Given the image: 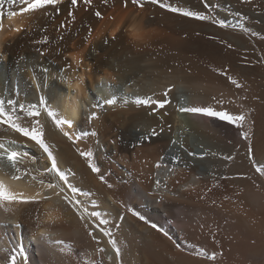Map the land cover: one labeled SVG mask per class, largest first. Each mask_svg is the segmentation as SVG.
Masks as SVG:
<instances>
[{
    "label": "bare ground",
    "instance_id": "obj_1",
    "mask_svg": "<svg viewBox=\"0 0 264 264\" xmlns=\"http://www.w3.org/2000/svg\"><path fill=\"white\" fill-rule=\"evenodd\" d=\"M162 2L204 12L229 25L239 21L248 31L185 17L158 4L139 8L129 3L124 7L122 0H108L107 4L92 0L91 5L78 0L75 6L71 0H62L59 12L48 6V14L38 10L11 20L7 11H18L19 6L4 5L0 100L6 108L12 100L17 107L35 105L40 110L35 119L41 121L59 167L74 186L88 194L80 199L96 202L89 204V210L99 211L109 220L107 227L121 252L116 257L108 238L98 232L93 234L99 244L93 240L84 227L87 221L82 222L61 196L46 189L42 194L51 196L50 200L13 204L10 213L0 209V221L9 222L7 227L0 225V248L19 245L28 264H84L87 259L103 260V264H264V193L244 174L251 171L264 185V176L255 171L253 163L264 166V82L258 83L256 66L244 59L264 61V0H207L208 9L203 0ZM96 11L103 19L95 16ZM45 36L46 43H37ZM166 89L169 94L164 97ZM97 95L122 99L115 106L94 109ZM137 96L168 99L169 103L152 113L150 107L133 103ZM41 99L58 115L71 119L76 133L88 132V138L73 144L64 137L46 116ZM123 99L128 100L126 105ZM221 99L224 103L217 104ZM207 106L244 114L245 121L238 127L177 110ZM93 111L97 116L89 121ZM152 129L158 135L141 139ZM0 139H15L19 150L41 155L34 142L6 125H0ZM173 140H182L184 149L173 145ZM77 147L92 151L98 173L91 171ZM204 152L209 155L201 159ZM176 155L181 161L173 165ZM229 155L232 160L223 159ZM158 162L162 167H156ZM47 163L43 156L35 164L26 160L21 167L36 175ZM11 172L5 165L0 179L14 190L29 195L40 190L28 175L11 180ZM157 179L167 187L157 189ZM161 195L164 199L157 203ZM122 204L164 227L171 239ZM17 223L19 228L12 227ZM42 232L52 240L71 243L74 254H63L59 245L44 243ZM98 247L105 253H97ZM201 248L209 254L216 252V259L199 255ZM2 256L0 252V264Z\"/></svg>",
    "mask_w": 264,
    "mask_h": 264
},
{
    "label": "snow or ice",
    "instance_id": "obj_2",
    "mask_svg": "<svg viewBox=\"0 0 264 264\" xmlns=\"http://www.w3.org/2000/svg\"><path fill=\"white\" fill-rule=\"evenodd\" d=\"M78 0H71V6L77 5ZM105 4L108 3V0H103ZM243 2L247 3L249 0H243ZM62 3V0H0V30L3 29L4 25L2 20L5 16V9L4 5L7 4L9 6L18 5L19 10L13 11L8 10L6 15L11 20L13 17H17L19 15L27 14V13H35L38 10H43L45 14L47 13V7L52 6L54 11L59 12L60 8L59 5ZM85 5H91L92 0H83ZM124 7H127L130 3L133 6L143 8L145 4H152V5H159L161 8H166L173 13H180L185 17H192L201 21H211L213 24H217L221 27H238L243 31H248L243 23L239 21L234 25H229L226 20L224 19H216L212 15L205 14L204 12L187 10L181 7L172 6L171 4L164 3L162 0H122ZM204 6L206 9L210 8L211 6L207 3V0H203ZM69 16L73 19L72 12L69 11ZM239 16V13H236ZM95 16L103 19L101 12L96 11ZM110 19H113L110 17ZM242 19H247V17H243ZM64 25L62 24L61 27ZM14 31L20 32V28H15ZM91 29H89V35H91ZM119 31V28H118ZM62 38V37H61ZM116 35L113 34L112 39H116ZM48 41L47 36L43 38V40L38 41L37 43L44 44ZM105 44L108 43V39L105 38L103 41ZM74 59H76L74 57ZM76 63L79 65L80 61L76 59ZM232 84L240 87L236 80L232 79V77H228ZM169 94V90L166 89L163 93L164 97H167ZM118 99H122L117 95H112L110 98H104L99 95L96 96L94 103L92 104V108L94 109H105V106H115L117 105ZM215 99V98H213ZM40 106L43 108L46 116L51 118L52 123L54 124L55 128L60 131V133L66 137L69 141L75 144L77 141H82L88 138V132H80L76 133L74 131V123L71 119L64 118L58 113L51 109L50 107L45 105L43 99L39 101ZM128 100L123 99V104H127ZM133 103L137 106H144L150 107L152 113L158 112L160 109H163L166 104L169 103L168 99H154L152 96L147 97H140L137 96L134 98ZM217 104L222 105L224 101L216 100ZM7 105L10 107L5 106V101L0 100V125H6L8 129H11L13 132L18 133L20 137L27 138V141L34 142V146L40 151L41 155H30L28 151L19 150L17 147V140L10 139L5 142L3 139H0V170L7 165L12 172L10 173V179L17 181L20 180L25 175L30 176L31 180L37 181L40 185V190L36 191L34 194H26L22 191L14 190L10 184L5 182L3 179H0V209H3L4 212L10 213L13 211L12 205L13 204H29V203H36L44 200H50L51 196L43 195V191L50 190L52 191L53 195L61 196L62 199L70 205L74 211L77 213L79 219L84 223L85 229L88 230V235L93 239L96 240L99 244V239L97 235H94V231L102 234L103 237H107V243L111 246L114 250L115 256L119 257L121 249L119 248L116 239L113 237L112 231L107 227L109 224V220L105 218L104 214L96 210H89V204L95 205V201H87L80 199L79 197L82 195H88L86 193H82L79 188L74 186L71 183L70 176L64 170H62L58 165V160L55 155V150L53 149L52 145L47 142L46 132L44 130L43 125L39 119H35L41 115L39 109L36 108L35 105L30 106L29 108H25L24 104H19L18 107L16 106V102L12 100L7 101ZM179 113H189L194 115H201L209 118H213L215 120H219L222 122H226L228 124H233L238 127L242 126L243 122L245 121L244 114H231L227 110H216L212 106L207 107H178ZM97 113L95 111L91 112L88 116V120L91 121L95 119ZM33 118V119H28ZM66 128L68 130H66ZM164 129L161 128L160 131L162 132ZM91 135H96L95 132H92ZM158 135L156 129H152L147 136L141 137V139H149ZM242 135L247 138V133H242ZM173 145L179 144L181 149H184V144L182 140H173ZM78 154L85 158L88 161V165L91 168V171L94 173H98L100 169L95 165L92 156L93 153L91 150H82L79 147L76 148ZM251 151V150H249ZM189 156H196L197 153L195 152H188ZM209 155V153L204 152L200 155V158L203 159L204 156ZM211 155H215V153H211ZM43 156L47 158V165L43 166V171H37L36 175H32V169L30 168H22L21 166L27 160L33 164L36 163L37 160H41ZM164 159L163 157L161 158ZM223 159L225 160H232V156H224ZM181 161V157L176 155L173 157L172 164L175 165ZM254 163L255 171L260 173L264 176V166L256 165ZM157 168L162 167L161 163L156 164ZM166 167V165H165ZM174 168H169V172L174 173ZM44 176H50L51 179L45 181L43 178ZM100 180L104 181V176H100ZM167 187L166 184L162 185L159 179L156 180V187L157 189L161 187ZM111 187V185H109ZM164 197L161 195L160 200L157 203L163 201ZM125 207L128 212H131L134 216L139 217L140 220L145 221L146 223H150V227L156 229L157 231L163 233L164 236L169 237V232L165 230L164 227L157 225L156 223L149 222L146 220L144 216H142L139 212H136L131 207L126 205H121ZM51 220L57 219L56 217H49ZM122 218V217H121ZM38 219V218H37ZM171 224V221H169ZM9 224L8 221H0V225L7 227ZM39 221L37 223V227H39ZM91 226V227H90ZM14 228H19L20 225L14 224L12 225ZM203 228V225H200ZM35 238V237H34ZM41 240L44 241L49 246L59 245V251L66 255H73L74 248L71 243H65L63 240H52L47 233H40ZM177 248L180 247L179 244L176 245ZM97 253H105L104 248L98 247L95 250ZM0 252L3 253L2 260L3 264H28V257L24 254L23 248L19 245L15 247H11L8 250L4 248H0ZM199 255L207 257L209 260H215L217 257L216 252H212L209 254L205 249L201 248L199 250ZM108 260L112 259L111 255L107 256ZM84 264H103V260H93L87 259Z\"/></svg>",
    "mask_w": 264,
    "mask_h": 264
},
{
    "label": "rangeland",
    "instance_id": "obj_3",
    "mask_svg": "<svg viewBox=\"0 0 264 264\" xmlns=\"http://www.w3.org/2000/svg\"><path fill=\"white\" fill-rule=\"evenodd\" d=\"M244 57V56H243ZM244 59H246V60H248V62L249 63H252L253 65H255L256 66V68H257V72H258V83L259 84H261V83H263L264 82V61H262V62H260V61H255V60H253V59H250V58H248L247 56H245L244 57ZM255 61V62H254ZM259 68V69H258ZM263 70V71H262ZM263 76V77H261V76ZM253 77H252V75H251V77H250V79H252ZM250 92H251V88L249 87V95H250ZM247 101H248V103L250 104V102H249V97L247 98ZM247 150H248V146L246 145V147H244L243 148V152H244V154L247 152ZM247 173H244L245 174V176L248 178V179H250V182L252 183V186H254L255 188H260L261 189V191L264 193V185L263 184H261V182H259L256 178H255V176L252 174V172L251 171H246ZM258 181V182H257Z\"/></svg>",
    "mask_w": 264,
    "mask_h": 264
}]
</instances>
